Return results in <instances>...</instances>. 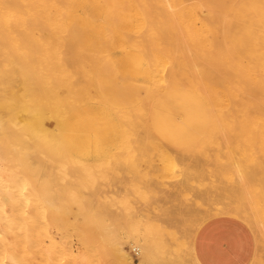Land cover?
<instances>
[{"label": "rangeland", "instance_id": "obj_1", "mask_svg": "<svg viewBox=\"0 0 264 264\" xmlns=\"http://www.w3.org/2000/svg\"><path fill=\"white\" fill-rule=\"evenodd\" d=\"M167 1L169 3L170 0H167ZM167 1L166 0H0V21H5L8 24V27H4V28L12 29V30L13 29H16V30L25 29L23 31H26V29L27 31L37 29L39 30V32H42L44 26H46L45 29L47 31L49 30V27H55V28L57 27L58 29L62 28V29H66V32H68L69 35L66 34V32H64V34L59 33L61 31H59L58 33L54 32L55 28L54 29L51 28V30H53L52 33L54 32L56 35H61L59 39H61V44H63V46L61 47V45L59 44L60 47H58L57 45V49L59 48L58 50L59 52L61 50L63 51L66 50L72 53L71 50H73L72 49L73 46L77 47L79 45V47L83 48L84 47L83 44L85 45L87 44L86 46L87 48L84 47L83 48L84 50L89 49L88 45L89 47L93 48V50L92 48L91 50L89 49L90 51L88 50L92 54L88 53L86 50L87 52L86 54L89 57H91L92 55L91 61L88 59L89 57L87 58L88 60H85L82 56L83 61L85 60L90 64L92 63L90 67H88L89 64L88 65L86 64L87 62L85 61L83 62L81 58H78L82 64L81 65L80 62L78 61L77 62V64L79 63L78 67L81 65V68L83 69H81V71H79V75H77L79 78H76L75 77L76 73L74 74V72L70 69V67H69V70L71 72L66 71V68H65L66 66H69L70 62L72 64V61L69 60L70 62L66 66H65L66 63H60L59 59L60 61L62 59L56 56V54L52 52L54 47L52 48L50 46L51 43H47L49 45H47L45 48V49L48 48L45 54L43 53L44 51H42L43 47L42 49L40 48L41 50L39 49L40 51H37L38 48L36 49L31 45L35 43L38 44V42L36 41H34V43L32 42L33 38L29 39V41L31 40L29 42L31 43L30 46H27L28 44L24 43V44H27L25 45V48L28 47V49L26 48L27 55L28 53H30V51L33 52L34 54L43 53L42 56L45 55L44 57L47 59V55L50 54V53H47V51H49L50 50L49 47H51L52 48L51 52L53 53L52 55L55 54L54 56H56V58L54 59H58L57 62L60 64L56 62V64H58L56 66L50 63L46 65L48 63L47 60L45 61L46 64L42 63L41 61L42 56L40 55L41 59L39 57L38 58L41 62L37 60L39 62V65H37L38 63H36L33 59L29 58L30 60H33L34 63H36L37 65L36 68H40V70H38L34 67L35 66L34 63L33 65L31 64L32 62L29 63L30 60L28 59V56L26 55V57H24L25 54L22 55L23 54L22 52V54L20 55H22L24 58L27 59V64L23 65L22 62L19 61V64H22L20 66L17 63L20 66L19 68V66H16L15 65L16 63L14 64L13 62V64L15 65L13 69L12 68L13 65H11L12 63L11 60L15 61L16 58L13 59V56H12V57H9L11 68L9 67V65H4L3 63L4 57L2 56L6 55L8 58V54H4L5 48L3 47H6L7 44H10L8 45L7 48H9V46L11 45L12 47L14 46V48L17 46L16 43L12 44L11 41H9V39H11L9 37L13 34L15 35L16 32L14 31L16 30L12 31V33L10 30V33H9L10 35L8 37L5 36V34L0 35L1 37L0 47H2L4 51L3 55L0 54V60L2 61L1 63H3L4 65L3 67V65L0 64V68L2 67L0 70L2 71L0 73V151L6 154L8 158H11L15 162L14 163L15 165L17 163L16 165L17 167L19 165L22 166L18 170H21V174L25 176L24 177L25 180H28L30 178L29 180L31 181V183H29V181L27 182L29 183L30 186H26V189H29L28 187H30V192H28V190L25 189V193H24L25 194L24 197L28 198L29 196L28 202L27 201L24 202L23 200H21L22 202H20L19 200L18 203L16 201H15L16 203L14 202L11 203L10 201H7L6 203V200H5L3 201V209L5 213L8 214L9 218H10L9 213L11 214L12 217L13 215L16 216L18 213L20 214L26 213V216H28L26 217L27 218L26 220L29 219L33 221L32 226L34 225L33 227H35V230H33L31 234H32L33 240L34 241L35 239L37 240L35 242H32L33 244L31 243L32 245L30 247L34 249L35 253H33L34 251L32 249L29 250L28 253H30L31 251L30 254L35 255V257L33 256L34 257L33 260H35L36 262L32 260L31 264H34V263L38 264L39 262L43 264V261H44L39 255V252L36 251V247H35L37 244H38L37 245L38 247H43L47 243L45 238L44 240H42L44 235H41L42 233H40V231L43 230L41 228V223L43 222V220L47 222L48 221L54 222L57 220L59 221L60 219L58 218V214H60L61 211H63L65 214V215L63 214L64 218L66 217L65 219L68 222H71V224L67 226L69 231L66 237L69 238L68 241H70L71 249H72L71 250L69 248L70 255L68 257L67 256L65 257V259H68L70 262L68 260H64L62 264L64 263L73 264L74 255H76V251L79 248L77 247L79 246L77 242V238H78L77 236L78 234L79 236H82V235L86 236L87 234L85 235V233L86 232L89 233L88 231H86L88 229H92V231L90 230L92 234L91 233L89 234L91 238H93L94 240V243H91L92 247L90 250V254L91 255L94 254L93 260L91 259L92 264H99V262L97 261L102 260V259L103 260L105 259L110 264H116L118 260L116 257L113 256L112 249L114 251L113 243L117 239L122 243L123 247L130 253L132 257H135V258L138 257L137 254L133 253L132 247H131L132 245L128 242V239H129V236L131 235V229L137 225L136 224L137 218H140L141 220H143L149 215L153 216L152 205L150 207L151 203H149V201L153 203L154 201L151 199H156V198L153 192L152 194H150L151 191L148 189V187L150 188L151 185L152 187L153 186L158 187V188L153 187L155 190L161 188L159 190L161 194L158 193V191L156 192L154 189H152L154 192H156L155 194L158 193V196L160 195V197L164 198L167 194L171 195L170 192L171 191L174 192L176 189L173 190V188H176V187L172 188L170 184H173V183L175 184L176 179L180 178V176H182L186 172V169L190 167L189 174L191 176L190 175L188 176V179H189L188 186L189 187H186L189 189V191L185 189L189 193L185 191L181 193L179 191L181 193L180 194L178 192V194H180L181 196L180 200L181 201L183 200L184 202H186L185 205L188 204L189 206H191L190 203H192V198H193L194 203L197 202L199 205H203L202 203L203 201L201 202L202 204H200L199 202H200V199L201 198L203 199V197L205 198L206 195H207L209 202H212L213 200L222 201L224 199H227V197L231 195L235 187H236L235 188L236 191L239 190L237 189L239 187L243 189L242 191H244V188H243L244 184H242V186H239L238 184L240 182L238 181L239 178H237L238 175L235 170L236 167H239L240 169L246 168L248 171H251V169L253 168L255 169L257 167L259 168L260 163H262V165L264 164L263 163L264 161V124H263L264 121H261V119L264 118V115H262V113L264 112V101L263 103L261 102L262 99L264 100V88H262L264 87V81H262L264 80V74H262L261 73L262 71H260L264 68V0H239L235 4L233 9H231V11L229 12L230 15L228 16L229 19L226 25V36H227L228 44L230 45V47L232 46L231 47L232 50L236 49L235 51L234 50L233 51L243 61H247L249 63L255 64L254 71L257 72V73L253 72L256 75V78H255L253 74L254 76L253 78H255V80H253V78L249 79L254 83L250 82L249 83L250 85H244L245 89L248 87L249 90H245V91L241 90V91L248 96L249 95L252 96L253 94H255L254 97L258 101L257 100L255 101L254 97L252 98L249 96V98L252 99L253 103L260 102L263 105L260 104V106H258L259 108L258 110H260L258 112L255 107L256 105H259L257 103L255 104V106L253 105V108L249 106L250 108H252L250 109L247 107V105H245L246 100L242 98V102H244V104L242 105V102H240L241 98L239 99L238 98L239 96L237 97L234 94L233 87L230 86L231 84L229 82H226L227 83L226 92H225L226 94L224 96L225 109L222 108L223 109L222 114L221 112H218L219 110L218 97H220V95L216 90H213V94H212L213 100H214L212 104L213 107H212L211 104H209V102L207 103L206 100L203 99L204 98V95H202L203 93H200L194 88V85H193L194 82L191 79H190L189 84H187L185 81L187 79V76H186L187 74L190 77V75L192 76V73H194V71H199L200 69H201L200 71H203L202 69H204L205 67L203 66V64H200L201 61L204 58L208 59L211 56L214 57V54L216 55L217 53V49L215 48L220 49L217 45V43L220 40L219 37L221 38L220 36L221 33H219L220 35H218V31H217V29L220 30L219 28L220 26H217V25H220V23L218 22L219 19L217 15L215 19L216 12H214L215 14L212 13L213 11H217V8L216 10H213V7H212L213 11H211V9H208L207 7H205L206 9L204 7H203L204 9L203 8L198 9V7H195L194 4L197 3L195 1L200 2V0H194L192 1V3L190 0L188 1L183 0V1H186L184 4L182 0H176L177 5H179L180 2H182L181 6L179 5L181 8L176 7L175 6L176 4L173 3L172 1L170 3V7L172 8L169 9L168 3L166 4ZM206 1L207 2L209 1L211 4L212 2H216V0L214 1L213 0L212 1L211 0H205V1L201 0V2L203 3L205 2V4H206ZM218 1H217V4H218ZM222 1L220 0V3L218 5L216 3L214 5V7H220L218 8V10L219 9L220 10L217 12H220L221 10L223 11L222 8L224 6L222 5L226 4L230 0H226V2L225 0H222ZM186 3H188V5H185ZM182 5H185L186 7H183ZM175 7L178 9L177 12H176V9H174ZM200 9L202 10L200 11ZM181 10L183 11L185 10L184 11L185 13L182 12ZM222 11L220 12L221 14H222ZM217 14L220 16L219 13ZM194 19L196 23L192 22ZM47 31L45 32L46 34L49 32ZM31 33L29 35H31ZM45 33H44V36L46 35ZM32 34L33 35H31V37L35 35L39 38V39L36 38L39 40V44L43 41L42 40L43 33H40L41 35L39 34V36H41V42H40V37L38 35L34 33ZM22 35H23V32H22ZM24 35L23 37L25 39L26 37ZM29 35L27 34V36ZM56 35L53 34L51 35V37L54 36L55 38ZM21 37L22 36L20 33V39ZM49 37H50V32H49ZM2 38H5L6 42L8 41L6 46L3 45L5 43L2 42L3 41ZM43 39L47 40L48 38L46 37ZM23 40L21 39V41ZM52 40L54 41L55 39H52ZM69 40H72V41H69ZM114 40L116 41L114 42ZM16 41L14 40L12 42H16ZM49 41L50 40H48V42ZM188 41L190 42V44ZM58 42L60 41H57V43ZM42 43L44 44V41ZM69 43L73 45L71 47V50L69 49L67 50V48H69V45L65 46V44H69ZM17 44L18 46L24 45V44H20V42H18ZM39 44H38V47H41ZM104 44H105L104 46L105 48L103 47ZM45 45L46 44H44L43 46ZM18 46L16 47L15 50H17L18 48H21L23 51H25V49L22 46L21 47H18ZM31 46L33 47V49ZM64 46L65 47L68 46V47L64 48ZM99 46H101L100 48L102 49H99ZM79 47H77V49ZM188 47H190L192 50L191 49L188 50ZM81 48L78 49L79 53H81L80 52ZM95 48H97L98 50ZM2 49L0 52H2ZM55 49L56 48H54V50ZM214 49L215 51L213 54ZM32 50H36V51H32ZM96 50H97V53H96ZM9 51L11 53V54L9 53L10 55L15 53V52H12V50H9ZM198 51L200 52V55H199L200 58H203V59L198 58L199 57ZM65 52H60V53L65 54ZM68 52H66V54H68ZM73 52L75 54L76 50H74ZM33 53H30L29 56L31 54L32 56H34ZM15 54H17V52ZM39 54L37 55L39 56ZM74 54L72 53V55ZM72 55L70 57L73 60V62H75L76 60L74 59L76 55H74V58H72ZM201 55L203 56L201 57ZM206 55L207 57H205ZM218 56L216 55L217 58ZM14 57H17V55ZM35 57H31V58H35ZM96 57L98 58V60ZM7 58L5 57V59ZM67 58L68 57H64V60L66 61ZM217 58H215L214 60L216 61ZM222 58H227L226 54ZM17 59H16V62L18 61ZM199 59H200V63L197 66ZM9 60H5V62ZM23 63H26V61ZM28 63L31 64L32 67L28 65ZM5 64H8V63H5ZM41 64L42 66H40ZM77 64L76 65L73 64L74 66H76V69L72 67V69L76 70V72H78L79 70V69L77 70ZM205 64L211 65L210 62L208 61H206ZM215 64L218 65L219 67L218 63H215ZM26 65L30 66L33 69H31L30 67H26ZM43 65H46L49 68V71L46 69L47 72H49L46 75H44L46 70L43 68L45 67ZM60 65L62 67L64 66L67 74L68 72L70 75L74 74L73 77H75L76 79L65 77L66 74L64 72L60 74L61 72ZM258 66H261V68ZM17 67L19 71L21 70V73H19ZM195 67L196 69L197 68L198 69L195 70ZM3 68H5L4 71L6 73H3ZM25 68H28L27 70H29V72H27ZM42 68L43 70H45L44 74L40 73ZM208 68L211 69L210 66ZM10 69H12L13 71ZM22 69H25L24 71L26 72L22 71ZM30 69L34 71L31 72ZM57 69L60 71V72L58 71L59 73L57 72ZM91 69H92V72L91 74H89L90 73L89 70ZM151 69H154V70L152 71ZM255 69L259 70L260 71L259 73L263 75V77L261 75L260 77L258 74V71H256ZM87 71H89V73L86 74ZM152 72H158V74L162 73L165 79L167 80L168 79L171 80L172 77H174L172 82L171 81L169 82L175 85L170 88L168 87L167 89L163 90L161 93L156 95L155 98H153L154 100H152V102L150 103L151 106L147 105L145 107L147 108L149 106L148 107L149 109L145 110L148 113L147 116H145L146 112L143 110L145 109L144 106L146 104H149V101H151V100H148L150 99L148 94L150 92H154V90L152 86H151V89L153 91L149 89L150 82L152 79L149 78V79L144 80L143 78L153 76L151 78H155L153 79L155 81L156 80L155 76H157V74L155 75L154 73V75H150L152 74ZM22 73H24V75H22ZM139 74L141 75L140 78L138 77ZM202 75H203L202 72L201 73L198 72L196 78H194V81L201 82V77H203ZM55 80H57L58 82ZM76 80L77 82H74ZM249 80L247 82H249ZM53 81L56 82L57 84L54 83ZM161 81L164 82L163 79ZM174 81L176 83H174ZM180 81L182 82L185 81L184 85L186 86H183L184 88L179 85ZM182 82L180 83L181 85H182ZM247 82L243 80L244 84L245 83L248 84ZM51 83L52 84L54 83L53 84L54 87H52L53 85L51 86ZM73 83H75L76 85ZM176 84L178 86H176ZM253 84L254 85L256 84L255 86L260 88L259 89L260 91H257L258 88H256L255 86L253 87ZM44 86H46L48 89L44 88ZM89 86H92V87H89ZM241 86L239 84V88ZM69 87L71 89H79V90L81 89L80 90L81 92L79 90H78L79 92H76L75 90L76 92V95H75V93L72 90L70 91L71 92L70 94L68 93L69 90H71L69 89ZM87 87H89V89ZM251 87L254 88V91L260 94L259 96L263 95L262 96L263 98L262 99L260 98L261 100L258 99L259 96L256 95L257 93L251 92L252 91ZM43 88L45 89L46 92L44 91ZM83 88H84L83 90L84 92L87 89L89 90L91 97H95L94 93L97 88L98 90L104 92L105 96H107L106 97L107 100L112 99L114 100L112 102L115 104L117 103L115 98H117L118 100H120V98L123 99L124 102H126L127 104V108H133L131 110L127 109L129 112L128 119H129V122H131L130 124L128 123L130 128H128L127 122L122 123V120L119 119V117L115 115V117H112L111 120L109 119L107 123H105L104 131L107 137L106 139H102L98 141L89 140V141L78 142L75 137L74 117H75L76 112H79V115L81 112L80 108L78 110V102L79 100L81 102L82 101L81 97L85 95V94H82L80 97V94H79V93H84L82 91ZM88 90L86 92H88ZM171 90L172 91L174 90V91L172 92ZM109 92L114 93V95L110 96ZM43 93L46 95H43ZM48 93L50 95H48ZM77 93L79 94L78 97H77ZM66 94L67 95L69 94L68 96H70L67 99V101L70 100L72 96V99L73 97L74 99L77 98L75 99V101L77 102H75L73 99L68 102L69 104L70 102L72 104L68 105L67 103L66 105H64V100H65L64 97ZM199 94H201V96ZM86 95H88V93H86ZM242 95L243 94H241L240 97ZM246 95H243L242 97H245ZM44 96L48 97V100H47L48 102L49 101L51 102L52 98L55 99V102L52 100L54 104L56 103V105H53L55 106L54 111H52L53 116L51 115L52 113L50 114L49 112L50 110L49 107L53 108V106L50 105L52 102L46 103L48 107L47 109L45 107L46 105L44 106L42 105V104H45L46 102V99H44L45 98ZM55 97H57L58 99ZM84 99L87 100L86 97ZM243 99L245 101H243ZM34 100H36L37 103L34 102ZM43 100H44V103L41 104ZM61 101H63V103ZM59 102H61V104L64 105V111H67V113L65 112L64 114L63 113L64 111L61 109L56 110L57 106H60V108L63 109V106L58 104ZM174 102L178 103L179 105ZM139 103L140 104L144 103V104L142 106L141 105L138 106L137 104ZM40 104H41V107H40ZM28 105H32V107ZM133 106H135V108ZM43 107H45V109ZM211 107H212V110H211ZM244 107L248 108L247 115L244 112L245 111ZM184 108L187 111H185ZM207 108L210 110H208ZM241 109H243L244 111ZM253 109L255 110V114L256 113L258 114L259 112H262V113L260 115L256 114L255 116L253 115L254 111L252 112ZM134 110H137V112L138 111L139 112L137 113ZM250 110H251V113H250ZM209 111L212 112V113L210 112L211 115H215V112L217 113V115H215L216 116L215 123L212 122V124H210L211 121L208 120L209 119L208 117L209 116L211 117V115L208 113ZM162 112L164 113V115ZM186 112H188L187 115H185ZM130 113H132L131 115L132 117H130ZM47 114H50V117L52 116L51 118L49 117V120H48L49 123L46 117ZM63 114L65 115V117L62 116ZM141 114H144V115H141ZM158 115L160 116V118H158L159 117ZM60 117H63V118L61 119ZM245 117H249L247 119L249 122H247V120L244 119ZM56 118L60 120L58 121V119ZM145 118H147L148 120ZM169 118L171 121L169 120ZM130 119L133 121H130ZM146 121L149 122L148 124L150 126L149 125L147 126ZM133 122L135 123V125H133L134 124ZM44 123H46L47 126L50 125L51 127H54V130L52 131L51 135H53L54 139L55 140L57 139L58 141L54 145V147L56 146V148L58 149L60 148L59 150H61L62 152L60 151L59 152L60 154L61 153L63 154V155L61 154L62 157L65 156L64 159H66L68 156L69 157L71 156L72 159L68 157L66 160L63 161L62 160L63 158L62 159L59 158V156H61L59 153H58L59 156L54 153L55 158H56L55 159L53 157L54 155L52 154L55 150L54 151L52 150L53 152L50 153L51 156L48 155L49 152L46 154L48 150L45 151L46 149L45 146L44 148H42L43 146L41 145L42 144L41 141H44V140H42V138L41 140H39L40 132H38V130L41 129ZM139 123L140 125L142 123V125L140 126ZM207 124L209 125L208 127H207ZM144 125L146 126L144 127ZM207 128L209 129L208 130L209 132L206 134V137H205V134L204 135L202 134L205 132V129ZM31 129L33 130L35 129V131L31 133L32 132ZM122 129H125V134H123L124 130ZM148 129H149V132H147ZM137 130L139 132H137ZM35 132L38 134L36 136H38L39 142L36 139L37 137H34ZM135 132L137 134H135ZM144 133L147 135H145ZM40 134H42V132ZM129 135L131 138L129 137ZM122 137L125 141V142L123 141V144L126 143L127 145L126 144L123 145L121 143ZM201 137L203 139H199ZM43 139H44V136H43ZM132 140L136 141V143L135 142L132 143L133 142ZM202 140L203 142H201ZM159 141H161L162 143ZM36 142H38L39 144H37ZM119 142L121 145L118 144ZM139 142L145 145V147L141 145ZM131 143L133 146L131 145ZM165 143L167 144V147L165 146ZM147 145H150V146L147 147ZM187 145L189 146L188 147L189 151L188 149L186 150V148L184 149V146L187 147ZM170 146H172L171 148H174V149L171 150ZM175 146L177 147L176 149H175ZM179 146H182V148ZM120 147H123L122 149L123 151L120 152L121 150H118V152H120L121 154L125 153L122 156L124 158L120 157L119 155L121 154L117 152V148H120ZM134 147H136L137 151ZM192 147L194 149H192ZM146 148L150 149V152ZM178 148L182 149L183 151H186L184 155V157H186L185 159H180V157H173L172 155L171 157L167 159L165 158L161 159V157L165 156V154H168L169 156L170 154H172V152H174L173 154L177 155L176 151L178 150ZM157 150H166V151L171 150L170 151L171 153L167 151V153H162L163 154L162 155L158 153ZM42 151L43 152L45 151V152L43 153ZM145 151L148 155L145 154ZM112 154H115V155L111 156ZM116 157H120V158L116 159ZM52 158H54L55 160L54 159L52 160ZM76 158L78 160H76ZM61 160L63 162H61ZM25 162H28L27 165H29V169L27 168L28 166L26 167ZM53 162L55 165H57L56 167L54 166ZM65 162H67V164ZM81 162L82 163L87 162L88 164H90L88 165L87 163L86 164L84 163L86 167L81 166V165H80L81 167L79 166L80 168H85L84 170H82L83 174L82 172L80 173L81 170L78 167V163L82 164ZM49 163L51 164L48 165ZM51 165L55 167L52 170L51 168L53 167H51ZM48 166H50L49 167L50 169H48ZM157 166L163 167L161 170L158 169L159 171H157L156 173L157 175L159 173V176H157L156 174L153 175V172L157 170L156 169ZM23 168L25 170L27 168V170L25 171ZM261 168L264 169V166H260V169ZM22 171H24L25 174L26 172H28L29 175L28 174L25 175L24 172ZM88 172H89V175L95 174V176L85 177V173H88ZM145 173H147V176ZM83 175L85 178L81 177ZM26 176L27 177L29 176V178L27 179ZM154 176L157 177V179H155L157 180L156 182H158L157 186H155L156 184H154L156 183L155 180H153V178H155ZM146 179L149 180L150 182L147 181ZM146 181L148 184L149 183H152V184L147 185ZM167 188H168L169 193L166 192V195H165V192H163L164 191L163 189H167ZM148 190L150 192H148ZM181 190L183 191L184 189H181ZM27 192L29 194L26 195ZM185 193H188L189 196L186 195L187 197H184L183 194ZM257 194L258 193H256V196H255L256 198L258 197ZM158 196L156 195V197ZM22 197L23 196H21V198ZM188 197H191V200L188 199ZM239 197L240 196L238 194V198ZM165 199L167 200L168 197L166 196ZM178 199L175 198L174 203L176 201L177 203H179L180 200L178 201ZM173 200L168 201L167 203H171L173 202ZM180 203L182 205V202ZM16 204L20 205L19 208ZM34 205L35 207L37 205L38 209L42 208V210L40 209L39 211L37 208L36 210ZM153 205H155V203H153ZM181 205H179L180 209L182 208ZM192 205L196 207L197 204L192 203ZM10 207H12V209ZM13 207L15 210L13 209ZM149 208L151 209V211ZM172 208H174L173 205H172ZM146 209H148V211ZM11 210L15 211L16 214L12 212ZM145 211L147 212V214ZM157 212L161 213L160 211H157ZM141 213L142 215L143 214L144 215L142 216ZM161 215H164V214H161ZM160 217L158 218L155 217V218L157 222H159L160 224H163L162 226H164L165 229L167 230H172L173 228L176 229V225H172V224H175L174 222L175 219L173 218L169 219L170 217L167 218L169 219V222L171 221L172 223V224L170 223L171 225H169V222L166 221L167 222L166 224L164 222L167 219L163 220L164 217L163 216L161 218ZM161 219L163 221H161ZM41 220L42 222H40ZM9 221L11 222L10 219L6 221L5 218L4 220L2 218L0 224L2 223L3 225H0V227L4 229V233L5 231H7L9 235L14 236L13 239L16 243L15 239L17 237L15 238V235L11 233L12 231L13 232L18 231L19 229L17 228V225L15 224H14L15 226L12 227L13 224L11 225ZM6 222H8L7 225H6ZM34 222H40L39 224L40 226L37 227L38 223L36 224ZM84 223H86L87 226ZM78 224H81V226ZM82 224H84V226ZM89 224L91 228L88 226ZM167 224L169 225V227ZM178 226L181 227L182 225L179 224ZM178 226H177L178 230H181L182 232V227L180 228ZM78 227L83 233L80 234L79 232H77ZM1 228H0V231H3V229L1 230ZM6 228L7 229L9 228L8 230H10L11 232L9 233ZM38 228L41 230H38ZM51 228L50 229H51L52 235L54 236V238L58 239L61 233L59 232V230L55 229V227L52 226ZM83 229L85 230L83 231ZM38 231L40 234L38 233ZM7 233H5L6 235H4V237L5 236L7 237L4 243L6 245H9V244L13 245L12 236L10 239V236L8 235L9 236L8 237ZM16 235L20 236L19 233ZM39 235L41 236L39 237ZM113 238H114V241H113ZM19 239L20 238H18V240ZM108 241L111 242L112 245L111 243L109 244ZM18 242L20 244V241ZM18 242H17V245H18ZM109 249H111V251H109ZM36 252L38 255L36 254ZM28 253H25V254H28ZM27 257H29V255ZM31 258L32 257H30V260ZM258 259L261 264H264L262 261V259L264 260V255L262 252H260V256L258 257Z\"/></svg>", "mask_w": 264, "mask_h": 264}, {"label": "bare ground", "instance_id": "obj_2", "mask_svg": "<svg viewBox=\"0 0 264 264\" xmlns=\"http://www.w3.org/2000/svg\"><path fill=\"white\" fill-rule=\"evenodd\" d=\"M167 1V0H166ZM173 1V3H175L176 4V0H170L169 1V3H168V1L166 2V4L168 3V8L170 9V8H172V7H170V3ZM183 1V0H182ZM188 1V0H187ZM191 1V3H192V1H194V0H190ZM202 1H205V0H202ZM212 1V0H211ZM214 1V0H213ZM217 1L218 0H216V2H212V4L208 1H206V4H205V2L203 3V2H201V0H200V2L199 1H195V2H197V3H195L194 4V6L195 7H198V9L199 8H205V7H207L208 9H211V11H213V10H216V8H217V11H219L218 10V8H220V7H214V5H215V3L217 4ZM222 1V0H221ZM239 0H230L229 2H227L226 4H224L225 2H226V0H225V2L224 3H222V4H224V5H222V6H224L222 9H223V11H222V14L220 13V12H217V11H213L212 13H214V12H216V14H215V19H216V15H217V17H218V22L220 23V25H217V26H220L219 28H220V30H218L217 29V31H218V35H220L219 33H221V38L219 37V42L217 43V45H218V47L221 49H218V48H215V49H217V53H216V55L218 56V58L216 57V55L214 54V51H215V49L213 50V54H214V57H209L208 59H206V58H200V52H199V54H198V58H200V59H203L202 61H201V63H200V59L198 60L199 62H198V64L197 63H195V64H197V66L199 65V63L200 64H203V66L206 68H204V69H202L203 71H194V73H192V76L190 75V77L188 76V74L186 75L187 76V79L185 80L186 81V83L187 84H189V82H190V79L194 82L193 83V85H194V88L197 90V91H199L200 93H203L202 95H204V98L203 99H205L206 100V102L208 103L209 102V104H211V106H212V104H213V102H214V100H213V96H212V94H213V90H216L218 93H219V95H220V97H218V100H219V105H218V107H219V110H218V112H221V114H222V111H223V109H225V98H224V96H225V92H226V85H227V83L226 82H229L231 85L230 86H232L233 87V89H234V94L240 99V102H242V98H244L243 99V101H245V105H247V107L248 108H250V107H252L253 108V105L255 106V104L257 103V102H255V103H253V101H252V99L251 98H249V96L248 95H246V94H244L242 91H245V90H249V88L247 89H245V87H244V85H250L249 83L250 82H252L251 80H249V79H252L254 76H255V78H256V75L253 73V72H255L254 71V66H255V64H253V63H249V62H247V61H243L239 56H237L236 54H235V50L233 51L232 50V46L230 47V45L228 44V41H227V36H226V25H227V22H228V16L230 15L229 14V12L231 11V9H233V7L235 6V4L238 2ZM186 1H183V4L185 3ZM223 2V1H222ZM181 3L182 2H180V6H181ZM208 3H210V4H208ZM220 3V0L218 1V4ZM217 4V5H218ZM179 5H175L176 7H180ZM185 5H188V3H186ZM185 5H182L183 7H186ZM167 6V5H166ZM174 8V9H176V12L178 11V9L177 8ZM212 7H213V10H212ZM181 8V7H180ZM203 8V9H204ZM215 8V9H214ZM189 9V8H188ZM187 9V10H188ZM206 9V8H205ZM202 9H200V11H201ZM182 12H184L183 10H181ZM206 12V11H205ZM185 13V12H184ZM203 13V12H202ZM217 13H219L220 14V16L217 14ZM190 14V13H189ZM188 14V15H189ZM204 15V14H203ZM190 16V15H189ZM192 17V16H191ZM189 18V17H188ZM194 18V17H193ZM192 18V19H193ZM201 18H202V16H201ZM209 19V18H208ZM2 20V19H1ZM203 20V19H202ZM192 21V20H191ZM210 21V20H209ZM192 22H194V23H196L195 22V19L192 21ZM217 22V23H218ZM192 24V23H191ZM199 25V24H198ZM194 26V25H193ZM4 27H8V24L5 22V21H0V35H4L5 34V36H9L10 34V30H11V33H12V31H14V30H16V29H6V28H4ZM45 27L46 26H44V28H43V30H42V32H39V30H37V29H34V30H29V31H27V29H26V31H23V30H25V29H23V30H16V31H14V32H16V34L14 35H11L9 38H11V39H9V41H11V43L12 44H15L16 43V45L18 46V42H20V44H24V43H27V44H24L22 47L25 49V51H23L21 48H18L17 50H15L16 49V47L14 48V46L12 47V45L11 46H9V48H7L8 47V45H10V44H7V42H6V39L5 38H2L3 39V41L2 42H4L5 44H3V45H5L6 46V44H7V46L6 47H3V48H7V49H9V50H12V52H17V54H15V53H13L12 55H10L11 53H10V51L9 50H5L4 49V51H5V53H4V51H3V49H2V47H0L1 49H2V52H0V54L1 55H3V53L4 54H8V58H7V56L5 55V56H2V57H4V61H3V63H4V65H9V67H10V60H9V57H12L13 56V59H17L18 61L16 62V59H15V61L14 60H11V65H13V69H14V66L16 65V66H21L22 64L24 65V64H27V59L26 58H24V57H26V55H27V50H26V48L28 49V47H26L25 48V45H27V46H30V44L31 43H29L30 41H29V39H32L33 38V40H32V42L34 43V41H36V42H38V44H39V38L37 37V36H32L31 37V35H33L32 33H34V34H36V35H38L39 36V34L40 33H43L42 34V37L43 38H48L47 40L46 39H43L42 38V40L44 41V44H46L45 46H43L44 44L41 42V36H39L40 37V46L41 47H38V44L37 43H35V44H37V45H35V44H31L34 48H38V50L37 51H40L41 49H42V47H43V49H42V51H44L43 53L45 54V52H46V50H48V48L47 49H45L46 48V46L47 45H49V44H47V43H51L50 44V46L53 48H56L57 49V45H58V47H60L59 46V44L61 45V47L63 46V44H61V39H59L60 38V36L61 35H56L54 32H59V31H61V32H59V33H62V34H64V32H66V29H62V28H55V27H49V32H50V37H49V32L45 29ZM202 27V26H201ZM48 28V27H47ZM51 28L52 29H54V32L52 33V31L53 30H51ZM218 28V27H217ZM44 29H45V31H44ZM68 29V28H67ZM215 29V28H214ZM36 30H37V32H36ZM41 30V29H40ZM65 30V31H64ZM206 30V29H205ZM31 31H32V33H31ZM44 31V32H43ZM48 32L47 34L45 33V32ZM80 31V30H79ZM6 32H7V34H6ZM13 32V33H14ZM19 32V33H18ZM22 32H23V35L26 37L25 39H24V37H23V35H22ZM26 32H28V33H26ZM31 33V35H29L30 33ZM39 32V33H38ZM19 34V36H18V34ZM20 33H21V36L23 37H21V39L24 41H21V39H20ZM44 33L47 35H45L44 36ZM117 33V32H116ZM27 34L29 35V36H27ZM56 35L55 36V38H54V36L53 37H51V35ZM66 34H68V32H66ZM72 34V33H71ZM196 34V33H195ZM41 35V34H40ZM69 35V34H68ZM197 35V34H196ZM19 38H18V37ZM194 36V35H193ZM13 37V38H12ZM15 37H17V38H15ZM35 37V38H34ZM58 37V38H57ZM120 37V36H119ZM118 37V38H119ZM203 37V36H202ZM1 38V37H0ZM36 38H38V39H36ZM50 38H52V39H55L54 41L52 40V39H50ZM1 39V40H2ZM5 39V40H4ZM8 39V38H7ZM16 41V42H12V41H14V40ZM26 39H27V41H26ZM34 39H36V40H34ZM57 39V40H56ZM206 39V38H205ZM204 39V40H205ZM229 39V38H228ZM38 40V41H37ZM45 40H46V42H45ZM48 40H50L49 42H48ZM26 41V42H25ZM56 41V42H55ZM57 41H60V42H58L57 43ZM69 41H72V40H69ZM69 41H67V42H69ZM116 40H114V42H115ZM2 42H1V44H2ZM23 42V43H22ZM57 43V44H55V43ZM105 42H106V40H105ZM187 42V41H186ZM189 42V41H188ZM206 42H207V40H206ZM230 42V41H229ZM232 42V41H231ZM104 43V42H103ZM216 43V42H215ZM214 43V44H215ZM19 44V45H20ZM56 45V47H55V45ZM124 44V43H123ZM189 44H190V42H189ZM192 44V43H191ZM204 44V43H203ZM36 47H35V46ZM66 45H69V48H67V47H65ZM84 45V47H86L87 46V44L85 45V44H83ZM83 45H81V46H83ZM117 45H118V43H117ZM122 45V44H121ZM1 46V45H0ZM21 46H18V47H21ZM31 46V47H32ZM65 46H64V48H67V50L69 49V50H71V47L73 46L71 43H69V44H65ZM77 46V45H76ZM105 46V44L103 45V47ZM126 46V45H125ZM187 46V45H186ZM216 46V45H215ZM12 47V48H11ZM33 47H32V49H33ZM51 47H49L50 48V52L49 51H47V53H50L49 55H47V59L44 57V56H42L43 55V53H41V54H39V53H36V54H34L33 52H31L30 50H28V51H30V53H33V55L34 56H32V54L29 56V54L30 53H28V59L30 58V59H33L36 63H38L37 65H39V62L37 61V60H39V58L41 57L42 58V63H45L46 64V60H47V64L46 65H48L49 63L50 64H52V65H54V66H56V65H58V64H60V63H66L65 64V66L66 65H68V63L70 62V61H72V64H71V62H70V64H69V66H66L65 68H66V71H70L69 70V67H70V69L74 72V74L76 75L75 77L76 78H79L77 75H79V71H81V69H83V68H81V61L78 59V58H81V60L84 58L85 60H90L91 61V57H92V55H91V57H89L86 53L88 52V53H90L89 51L91 50V48L92 47H89V45H88V48L90 49H86L87 50V52H86V50H84L83 48H81V47H79V45L77 46V47H79L78 49H80L81 48V50L83 51V52H85V53H83L81 50H80V52L81 53H79L78 52V49H77V47H75V46H73L72 47V49L73 50H71L72 51V53L74 54V50H76V53L74 54V55H76L75 56V59L74 60H76L75 62H73V60L71 59V55H72V53H70V51L68 52V51H66V52H68V54H66V52L65 51H63V50H61L60 52H65V54L64 53H60L58 50H59V48L57 49V51H56V49L54 50V48H53V50H52V48ZM96 47V46H95ZM98 47V46H97ZM101 46H99V49H102V48H100ZM111 47V46H110ZM109 47V48H110ZM191 47V46H190ZM190 47H188V50L189 49H191ZM41 48V49H40ZM76 48V49H75ZM87 48V47H86ZM105 48V47H104ZM121 48V47H120ZM131 48V47H130ZM199 48V47H198ZM1 49H0V51H1ZM40 49V50H39ZM95 49H97V48H95ZM118 49V48H117ZM127 49V48H126ZM212 49V48H211ZM15 50V51H14ZM51 50H52V52L53 53H55L56 54V56H58L59 58H61L62 60L60 61V59H59V62L60 63H58L57 61H58V59H54V58H56V56H54V55H52L53 53L51 52ZM92 50H93V48H92ZM98 50V49H97ZM97 50H96V53H97ZM111 50V49H110ZM192 50V49H191ZM219 50V51H218ZM7 51V52H6ZM32 51H36V50H32ZM55 51V52H54ZM212 51V50H211ZM222 51H223V53H222ZM22 52H23V54H22ZM57 52V53H56ZM59 52V53H58ZM80 54H78V53ZM92 52V51H91ZM220 52V53H219ZM10 53V54H9ZM18 53H19V55H18ZM46 53V54H47ZM70 53V54H69ZM195 53V52H194ZM205 53H207V52H205ZM204 53V54H205ZM20 54H22V55H24V57L22 56V55H20ZM37 54H39V56L37 55ZM59 54V55H58ZM61 54V55H60ZM82 54V55H81ZM90 54H92V53H90ZM192 54V53H191ZM197 54V53H196ZM196 54H194V55H196ZM223 56H222V55ZM226 54V56H227V58H222V57H224V55ZM10 55V56H9ZM17 55V57H14V56H16ZM37 55V56H36ZM41 55V56H40ZM50 55H52V56H54V57H52V56H50ZM62 55H63V57H62ZM65 55V56H64ZM74 55H72V58H74ZM79 57H78V56ZM87 55V56H86ZM37 58H36V57ZM81 56V57H80ZM82 56H83V58H82ZM203 55H201V57H202ZM5 57L7 58V59H5ZM22 59H21V58ZM31 57H35V58H31ZM39 57V58H38ZM48 57H50V58H48ZM64 57H68L67 58V60H68V62H67V60L65 61L64 60ZM77 57V58H76ZM89 57V58H88ZM101 57V56H100ZM205 57H207V55L205 56ZM24 58V59H23ZM40 58V59H41ZM52 58V59H51ZM88 58V59H87ZM97 58V57H96ZM215 58H217V60L215 61L214 59ZM12 59V58H11ZM26 59V60H25ZM29 59V60H30ZM43 59H45V60H43ZM49 59V60H48ZM52 61H51V60ZM54 59V60H53ZM66 59V58H65ZM195 59H196V57H195ZM205 59H206V61H208V62H210V64L211 65H213V66H211V65H208V64H205ZM212 59H213V61H212ZM222 59V60H221ZM5 60H9V61H7V62H5ZM23 60V61H22ZM28 60V61H29ZM33 60H30L29 61V63H31L32 65H33V63H34V61ZM63 60H64V62H63ZM70 60V61H69ZM84 60V61H85ZM97 60H98V58H97ZM19 61L20 62H22V64H19ZM26 61V63H23V62H25ZM40 61V60H39ZM40 61V62H41ZM44 61V62H43ZM49 61H51V62H49ZM55 61V62H54ZM80 62V68L78 67V65H79V63L77 64V62ZM83 61V60H82ZM83 61V62H84ZM89 61V62H90ZM93 61V60H92ZM112 61V60H111ZM196 61V60H195ZM203 61H205V62H203ZM218 61V62H217ZM2 61L0 60V64H2L3 65V63H1ZM13 62H14V64H13ZM56 62L58 63V64H56ZM85 62H87V61H85ZM197 62V61H196ZM5 63H8V64H5ZM19 65H18V64ZM28 63V65H30L31 66V64H29ZM36 63H34L35 64V68L37 67V65H36ZM215 63H218L219 64V67H218V65H216ZM73 64H77V70H78V72H76V70H74V69H72V67H74L75 69H76V66H74ZM83 64H85V63H83ZM87 65L89 64V66L88 67H90V65H92V63L90 64V63H86ZM149 64V63H148ZM1 65V66H2ZM4 65H3V67H4ZM46 65H43V66H45V67H43L45 70L47 69L48 71H49V68L46 66ZM63 65V64H62ZM71 65H73V66H71ZM206 65V66H205ZM20 66H19V68H20ZM30 66H27L26 65V67H30ZM40 66H42V64L40 65ZM85 66V65H84ZM94 66V65H93ZM150 66V65H149ZM196 66V67H197ZM211 67V69L210 68H208V67ZM23 67V66H22ZM21 67V68H22ZM32 67V66H31ZM30 67V68H31ZM60 67H61V72L57 69V72L59 71L60 72V74L62 73V72H64L65 74H66V76L65 77H69V78H75V77H73V75L74 74H69V72H68V74L66 73V71H65V68H64V66L62 67L61 65H60ZM196 67H195V70H197L196 69ZM258 67H260L261 68V66H258ZM2 68V67H1ZM1 68H0V70H1ZM8 68V67H7ZM11 68V67H10ZM43 68L41 69V71H40V73H43L44 74V72H45V70H43ZM52 68V67H51ZM56 68V67H55ZM92 68V67H91ZM193 68V67H192ZM201 68H202V66H201ZM208 68V69H207ZM4 69L5 68H3V73H6L5 71H4ZM17 69H18V67H17ZM26 70L28 69V68H25ZM25 69H22V71H24ZM31 69H33V68H31ZM30 69V70H31ZM36 69H38V70H40V68H36ZM87 69V68H86ZM88 69H90V68H88ZM93 69V68H92ZM92 69L91 70H89L90 71V73H89V71H87L86 72V74L87 73H89V74H91V72H92ZM7 70V69H6ZM10 70H12V69H10ZM16 70V69H15ZM47 70H46V72H47ZM116 70V69H115ZM152 71L154 70V69H151ZM256 70V69H255ZM13 71V70H12ZM18 71H19V69H18ZM32 71H34V70H31V72ZM37 71V70H36ZM54 71V70H53ZM83 71V70H82ZM86 71V70H85ZM256 71H258V74H259V76L261 75L259 72L260 71H262L261 73L262 74H264L263 73V71H264V68L262 69V70H256ZM2 71H0V73H1ZM8 72V71H7ZM24 72H26V71H24ZM27 72H29V70H27ZM45 72V74L44 75H46V74H48L49 72H47L46 73ZM58 72V73H59ZM71 72V71H70ZM198 72H202V76L203 77H201V82H198V81H194V78H196V76H197V73ZM9 73V72H8ZM19 73H21V70L19 71ZM63 73V74H64ZM154 73H155V75L157 74V76H155L156 77V82L153 80V79H155V78H151V77H153V76H151V77H144L143 79L144 80H146V79H152L151 80V82H153V83H151L150 82V88L149 89H151V86H152V88H153V90H154V92H150L148 95H149V97H150V99H148V100H151V101H149V104H146L145 106H144V108L147 106V105H150L151 106V102H152V100H154L153 98H155L156 97V95H158L159 93H161L163 90H165V89H167L168 87L170 88V87H172V86H174L175 84H173V83H170L169 81H171L172 82V80H173V78L174 77H172V79L170 80V79H165V77H164V75L162 74V73H159L158 74V72H152V74H150V75H154ZM255 73H257V72H255ZM35 74H37V73H35ZM43 74H41V75H43ZM165 74V73H164ZM173 74H174V72H173ZM253 74H254V76H253ZM9 75V74H8ZM12 75V74H11ZM22 75H24V73H22ZM50 75V74H49ZM70 75V76H69ZM64 76V75H63ZM81 76V75H80ZM140 74H139V78H140ZM262 77H263V75H261ZM260 76V77H261ZM52 77V76H51ZM55 77H57V76H55ZM91 77V76H90ZM180 77V76H179ZM179 77H177V78H179ZM42 78V77H41ZM75 78V79H76ZM87 78H89V77H87ZM168 78V77H167ZM255 78H253V80H255ZM55 79V78H54ZM53 79V80H54ZM58 79V78H57ZM82 79V78H81ZM164 80V82L163 81H161V80ZM183 79V78H182ZM182 79H180V80H182ZM257 79H258V77H257ZM40 80H42V79H40ZM78 80V79H77ZM77 80L76 81H74V82H77ZM80 80V79H79ZM86 80V79H85ZM90 80H91V78H90ZM243 80H245V82H247L248 80H249V82H247L248 84H244L243 83ZM261 80V79H260ZM51 81V80H50ZM55 81H57V80H55ZM84 81V80H83ZM82 81V82H83ZM184 81V82H185ZM242 81V82H241ZM257 81V80H256ZM262 81H264V80H262ZM54 82V81H53ZM58 82V81H57ZM177 82H179V81H177ZM182 81H180V83H181ZM184 82H182V85L179 83V85L180 86H186V85H184ZM54 83H56V82H54ZM53 83V84H54ZM81 83V82H80ZM174 83H176L175 81H174ZM242 83V84H241ZM252 83H254V82H252ZM262 83V82H261ZM52 83H51V86L53 85ZM57 84V83H56ZM56 84H55V86H56ZM59 84V83H58ZM73 84H75V83H73ZM153 84H154V86H153ZM214 84V85H213ZM239 84H240V88H239ZM258 84V83H257ZM33 85V84H32ZM61 85V84H60ZM76 85V84H75ZM84 85V84H83ZM88 85H90V84H88ZM256 85V84H255ZM254 84H253V87L255 86ZM261 85H263V84H261ZM176 86H178L177 84H176ZM179 86V87H180ZM42 87V86H41ZM52 87H54V85L52 86ZM65 87V86H64ZM89 87H92V86H89ZM89 87H87L88 89H89ZM154 87H155V89H154ZM188 87H189V85H188ZM187 87V88H188ZM242 87H243V89H242ZM256 88H258L257 86H255ZM261 87V86H260ZM44 88H47L46 86H44ZM43 88V89H44ZM184 88V87H183ZM191 88H192V86H191ZM190 88V89H191ZM202 90H201V89ZM252 88V87H251ZM256 88H255V90H256ZM262 88H264V87H262ZM48 89V88H47ZM60 89V88H59ZM69 89H71L70 87H69ZM86 89V88H85ZM87 89V90H88ZM93 89V88H92ZM260 88H258L257 89V91H260L259 90ZM73 90V92L75 93V95H76V92H79L80 90L79 89H71V90H69V92L68 93H70L71 94V92L70 91H72ZM75 90H76V92H75ZM79 90V91H78ZM84 90V88L82 89V91ZM87 90H85V92L84 93H79L80 94V97H81V95L82 94H85L84 96L87 98V100L86 99H84L85 97L84 96H82L81 98H82V101L80 102V100H79V102H78V105L79 104H82V103H85V102H95V103H99L100 105H102V106H105V107H107L108 109H110V110H112V112H114L115 113V115L116 116H118L119 117V119H121L122 120V123L123 122H127V125H128V123L130 124L131 122H129V119H128V110H131V109H133V108H127V104H126V102H123V101H120V100H118L117 98H115V100L117 101V103L115 104V103H113L112 101H114V100H112V99H106V97L107 96H105V94H104V92H102V91H100V90H98L97 88H96V90H95V93H94V95H95V97H91V95H90V93H89V90H88V92H86ZM152 90V91H153ZM193 90V89H192ZM242 90V91H241ZM262 90V89H261ZM44 91H45V89H44ZM172 91V90H171ZM174 91V90H173ZM172 91V92H173ZM194 91V90H193ZM263 91V90H262ZM46 92V91H45ZM81 92V91H80ZM176 92V91H175ZM242 92V93H241ZM246 92H248V91H246ZM252 93L254 92V93H257L256 95L257 96H259L260 94L258 93V92H256V91H254V88H252V91H251ZM58 93V92H57ZM86 93H88V95H86ZM110 94V96H113L114 95V93H112V92H109ZM53 94V93H52ZM79 94L77 93V97L79 96ZM179 94V93H178ZM241 94H243V95H246L245 97H247V98H245V97H240V95ZM43 95H46V94H44L43 93ZM48 95H50L49 93H48ZM67 95V94H66ZM65 95V100H64V105H66L69 101H71V100H73L74 99V97H73V99H72V96H71V98H70V100H68L67 101V99L70 97V96H66ZM72 95H73V93H72ZM74 95V96H75ZM148 95H147V97H148ZM176 95V94H175ZM174 95V96H175ZM200 96H201V94H199ZM254 95L255 94H253L252 96H250V97H254ZM261 95H262V93H261ZM52 96V95H51ZM60 96V95H59ZM171 96V95H170ZM263 96V95H262ZM262 96H259V98L258 99H262L263 97ZM45 97V96H44ZM47 97V96H46ZM44 98V99H46V102H45V104H42V103H44V100L41 102V104L44 106V105H46V103L48 102L47 100H48V97L47 98ZM61 97V96H60ZM59 97V98H60ZM146 97V96H145ZM176 97V96H175ZM37 98V97H36ZM55 98H57V97H55ZM92 98H94V99H92ZM185 98V97H184ZM35 99V98H34ZM58 99V98H57ZM75 99H77V98H75ZM75 99H74V101H75ZM187 99V98H186ZM254 99H255V101L257 100L255 97H254ZM260 99V100H261ZM40 100V99H39ZM52 100L55 102V99H53L52 98ZM51 100V106H53V105H56V103L54 104V102ZM177 100H179V99H177ZM181 100V99H180ZM185 100V99H184ZM222 100H223V102H222ZM41 101V100H40ZM57 101V100H56ZM258 101V100H257ZM263 99L261 100V102L263 103ZM34 102H36V100H34ZM48 102V103H49ZM62 103H63V101H61ZM61 102H59L58 104H60V105H62L63 106V109L62 108H60V106H57V108H56V110H58V109H61V110H63L64 111V105L63 104H61ZM75 102H77V101H75ZM185 102H187V101H185ZM37 103V102H36ZM141 103V102H140ZM137 104L138 106L139 105H143V104ZM173 103V102H172ZM174 103H176V102H174ZM262 103H257V104H259V105H256L255 107H256V110H257V112L258 111H260V110H258L259 108H258V106H260V104H262ZM41 104H40V107H41ZM70 104H72L71 102H70ZM69 103H68V105H70ZM157 104V103H156ZM155 104V105H156ZM176 104H178V103H176ZM244 104V102H242V105ZM38 105V104H37ZM179 105V104H178ZM263 105V104H262ZM261 105V106H262ZM28 106H31L32 107V105H28ZM160 106V105H159ZM189 106V105H188ZM250 106V107H249ZM46 107V109L48 108L47 107V105L45 106ZM45 107H43L44 109H45ZM54 107L55 106H53V108L52 107H49L50 108V110H49V112H50V114L53 116V112L52 111H54ZM59 107V108H58ZM134 108H135V106H133ZM149 107V106H148ZM145 108V109H143L144 111L145 110H147V109H149V108ZM190 107V106H189ZM213 107V106H212ZM212 107H211V110H212ZM247 107H244L245 108V111L243 110V109H241V110H243L244 112H245V114L247 115V113H248V108ZM254 107V108H255ZM140 108V107H139ZM191 108V107H190ZM209 108V107H208ZM207 108V109H208ZM217 108V107H216ZM223 108V109H222ZM252 108H250V109H252ZM261 108V107H260ZM24 109V108H23ZM32 109V108H31ZM128 109V110H127ZM137 109H138V107H137ZM164 109V108H163ZM26 110V109H25ZM38 110H40V109H38ZM55 110V111H56ZM66 110H68V109H66ZM141 110V109H140ZM158 110V109H157ZM184 110H185V108H184ZM183 110V111H184ZM208 110H210V109H208ZM31 111V110H30ZM34 111H35V109H34ZM36 111H37V109H36ZM60 111V110H59ZM134 111H136L137 112V110H134ZM185 111H187V110H185ZM254 111V114L253 115H255L256 116V114H255V110L253 109L252 110V112ZM40 112V111H39ZM65 112L67 113V111H64L63 113L65 114ZM139 112V111H138ZM137 112V113H138ZM146 112V111H145ZM148 112H149V110H148ZM189 112V111H188ZM188 112H186V114L185 115H187V113ZM210 112L211 111H209L208 113L210 114ZM242 112V111H241ZM133 113V112H132ZM132 113H130V117H132L131 115H132ZM140 113H142V112H140ZM163 113V112H162ZM212 113V112H211ZM243 113V112H242ZM250 113H251V110H250ZM262 112H259L258 114L260 115ZM264 113V112H263ZM262 113V115H264ZM42 114H44V113H42ZM50 114H47V121L49 120V117H50ZM58 114V113H57ZM62 115L63 117H65V115ZM135 114V113H134ZM147 112H146V115L145 116H147ZM155 114V113H154ZM170 114V113H169ZM251 114V115H252ZM257 114V115H258ZM141 115H144V114H141ZM163 115H164V113H163ZM183 115V114H182ZM189 115V114H188ZM211 115V114H210ZM215 115H217V113L215 112ZM215 115H211V117L209 116L208 118V120L209 121H211V123L210 124H212V122L213 123H215L216 122V120H215V118H216V116ZM245 115V116H246ZM261 115V116H262ZM51 116V117H52ZM133 116H135V115H133ZM154 116V115H153ZM159 116V115H158ZM170 116V115H169ZM260 116V117H261ZM50 117V118H51ZM63 117H60L61 119L63 118ZM136 117H138V116H136ZM141 117H143V116H141ZM187 117V116H186ZM250 117V116H249ZM249 117H245L244 119H248ZM263 117V116H262ZM134 118V117H133ZM140 118V117H139ZM149 118V117H148ZM158 118H160V116L158 117ZM166 118H167V116H166ZM56 119H58V118H56ZM145 119H147V118H145ZM157 119V118H156ZM237 119V118H236ZM251 119H253V118H251ZM250 119V120H251ZM44 120H45V118H44ZM60 119H58V121H59ZM128 120V121H127ZM140 120V119H139ZM148 120V119H147ZM168 120V119H167ZM169 120H170V118H169ZM173 120V119H172ZM235 120V119H234ZM239 120V119H238ZM39 121V120H38ZM46 121V122H47ZM130 121H133V120H131L130 119ZM135 121H137V120H135ZM145 121V120H144ZM157 121V120H156ZM171 121V120H170ZM209 121H208V123H209ZM237 121V120H236ZM235 121V122H236ZM241 121H243V120H241ZM240 121V122H241ZM261 121H264V118L263 119H261ZM44 122V121H43ZM147 122V121H146ZM146 122H145V124H146ZM247 122H249L248 120H247ZM253 122V121H252ZM41 123V122H40ZM39 123V124H40ZM48 123H49V121H48ZM60 123H61V121H60ZM121 123V122H120ZM121 123V124H122ZM134 123V122H133ZM149 122H147V126L149 125L148 124ZM245 123H246V121H245ZM254 123V122H253ZM42 124V123H41ZM137 124V123H136ZM237 124V123H236ZM264 124V123H263ZM133 125H135V123L133 124ZM132 125V126H133ZM139 125H140V123H139ZM141 125H142V123H141ZM140 125V126H141ZM240 125H241V123H240ZM245 125V124H244ZM246 125H248V124H246ZM254 125V124H253ZM259 125V124H258ZM123 126V125H122ZM146 125H144V127H145ZM150 126V125H149ZM209 125L207 124V127H208ZM127 127V126H126ZM135 127V126H134ZM133 127V128H134ZM122 128V127H121ZM124 128V127H123ZM128 128H130V126L128 125ZM147 128V127H146ZM149 128V127H148ZM212 128V127H211ZM137 129H139V128H137ZM143 129V128H142ZM161 129V128H160ZM32 130V132L31 133H33L34 131H35V129L33 130V129H31ZM30 130V131H31ZM54 130V127H51L50 125H46V123H44L43 125H42V127H41V129H39L38 130V132H42V134H40L39 133V140H41V138H42V140H44V141H41L42 142V148H44V146H45V151H47L46 152V154L49 152V154L48 155H50V153H52L54 150V152L52 153L53 155V157L55 158V154H57L58 156H59V154H60V152H62L61 150H59L58 148H56V146L54 147V145L58 142L57 141V139L55 140L54 139V137H53V135H51L52 134V131ZM56 130V129H55ZM122 130H124L122 133L123 134H125V129H122ZM131 130H132V128H131ZM146 130V129H145ZM151 130V129H150ZM209 129L207 128V129H205V132L202 134V135H204L205 134V137H206V134L209 132L208 131ZM130 131V130H129ZM144 131V130H143ZM153 131V130H152ZM132 132V131H131ZM137 132H139L138 130H137ZM147 132H149V129L147 130ZM36 133V132H35ZM34 133V137H37L36 139H37V141H38V136H36V135H38L37 133L35 134ZM127 133H128V131H127ZM130 133V132H129ZM142 133V132H141ZM146 133V132H145ZM144 133V134H145ZM122 134V135H123ZM134 134V133H133ZM132 134V135H133ZM135 134H137L136 132H135ZM32 135V134H31ZM40 135H42V136H40ZM143 135V134H142ZM145 135H147V134H145ZM152 135H154V134H152ZM152 135H150V136H152ZM43 136H44V139H43ZM127 136H128V134H127ZM144 136V135H143ZM142 136V137H143ZM149 136V137H150ZM123 137H125V136H123ZM123 137H122V139H123ZM129 137H130V135H129ZM141 137V136H140ZM203 137V136H202ZM199 138V139H203V138ZM131 138V137H130ZM129 138V139H130ZM136 138V137H135ZM144 138V137H143ZM146 138V137H145ZM121 139V143L123 144V141H124V139L122 140ZM125 139H127V138H125ZM147 139V138H146ZM155 139H157V138H155ZM198 139V140H199ZM135 140V139H134ZM134 140H132L133 142L132 143H136V141H134ZM137 140V139H136ZM139 140H141V139H139ZM205 140H206V138H205ZM36 141V140H35ZM39 142V141H38ZM38 142H36L37 144H39ZM40 142V143H41ZM125 142V141H124ZM143 142V141H142ZM159 142H161V141H159ZM201 142H203V140L201 141ZM44 143V144H43ZM132 143H131V145H132ZM140 143V142H139ZM139 143H138V145H139ZM162 143V142H161ZM118 144H120V142L118 143ZM126 144V143H125ZM125 144H123V145H125ZM141 145H143L142 143H140ZM163 144H164V142H163ZM162 144V145H163ZM194 144H195V142H194ZM205 144V143H204ZM121 145V144H120ZM127 145V144H126ZM161 145V144H160ZM206 145V144H205ZM204 145V146H205ZM133 146V145H132ZM144 147H145V145H143ZM148 146H150V145H147V147ZM165 146L167 147V144L165 143ZM186 146V145H185ZM184 146V149L186 148V150L188 149V145H187V147H185ZM204 146H202V147H204ZM137 147V146H136ZM136 147H134L135 149H136ZM169 147V146H168ZM172 146H170V149L172 150V149H174V148H171ZM174 147V146H173ZM179 147H181L182 148V146H179ZM191 147V146H190ZM58 149V150H56V149ZM125 148V147H124ZM177 147L175 146V149H176ZM206 148V147H205ZM208 148V147H207ZM41 149V148H40ZM123 147H120V148H117V152H118V150H121L120 152H122L123 150ZM139 149V148H138ZM143 149V148H142ZM147 149V148H146ZM164 149V148H163ZM169 149V148H168ZM192 149H194L193 147H192ZM39 150V149H38ZM44 150V149H43ZM53 150V151H52ZM140 150V149H139ZM147 150H149V152H150V149H147ZM171 150H167V151H171ZM191 150V149H190ZM44 151V152H45ZM60 151V152H59ZM136 151H137V149H136ZM158 151V153H160V154H162V153H167V151L166 150H157ZM188 151H189V149H188ZM37 152H39V151H37ZM43 152V151H42ZM43 152V153H44ZM120 152H118V153H120ZM129 152H130V150H129ZM143 152H144V150H143ZM204 152H205V150H204ZM55 153V154H54ZM59 153V154H58ZM117 153V154H118ZM127 153H128V151H127ZM155 153V152H154ZM171 153V152H170ZM174 152H172V154H170L169 156H168V154H165V156H163V157H161V159H163V158H165V159H167V158H169V157H171V155L173 156V157H180V159H185L186 157H184V155H185V153H186V151H183L182 149H179L178 148V150L176 151V154L177 155H175V154H173ZM189 153V152H188ZM45 154V155H46ZM62 154V153H61ZM60 154V155H61ZM121 154V153H120ZM125 154V153H124ZM123 153L121 154V155H119L120 157H122L123 155H124ZM141 154V153H140ZM145 154H147L146 153V151H145ZM150 154V153H149ZM205 154V153H204ZM44 155V154H43ZM57 155H56V157H57ZM63 155V154H62ZM62 155L61 156H59V158H63L62 160L64 161V160H66V159H64V157L65 156H63L62 157ZM115 154H112L111 156H114ZM137 155V154H136ZM143 155V154H142ZM148 155V154H147ZM157 155V154H156ZM163 155V154H162ZM187 155V154H186ZM51 156V155H50ZM110 156V157H111ZM118 156V155H117ZM150 156H152V155H150ZM120 157H116V159L118 158H120ZM141 157V156H140ZM51 158V157H50ZM54 158H52V160L54 159ZM70 159H72L71 158V156L69 157ZM113 158H115V157H113ZM122 158H124V157H122ZM155 158H156V156H155ZM188 158V157H187ZM190 158V157H189ZM56 159V158H55ZM54 159V160H55ZM70 159H69V161H70ZM74 159V158H73ZM61 160V162H63ZM76 160H78L77 158H76ZM114 160V159H113ZM159 160V159H158ZM68 161V160H67ZM68 161V162H69ZM80 161V160H79ZM82 161V160H81ZM99 162V161H98ZM15 162L11 159V158H8L7 156H6V154H4V153H2L1 151H0V222H1V220H2V218H3V220H4V218H5V220L7 221L8 219H10L11 220V222H10V224L12 225V227H14L15 225H17V228L19 229L18 231H16V232H13L12 231V233L11 234H13V235H15V240H16V243H15V241H14V236H12V235H9L8 233H7V231H5V233H7V236L9 235L10 236V239H11V236H12V240H13V245H6L4 242H5V239L7 238L6 236L4 237V235H6L5 233H4V229L3 228H1V230L3 229V231H0V264H31L32 263V260H33V258L35 257V255L33 254H30L31 253V251H30V253H28V251L29 250H33L34 251V249L33 248H31L30 246L33 244L32 242H35L37 239H35V237H34V239H35V241L33 240V238H32V234H31V232L33 231V230H35V227H33L32 226V222L33 221H31V220H26L27 218L26 217H28V216H26V213L25 214H20V213H18L16 216H14L13 215V217L11 216V214L9 213V216H10V218L8 217V214L7 213H5V211H4V209H3V201H5L6 200V203H7V201H10L11 203H18V201L20 200V202H22L21 200H23L24 202L25 201H27L28 202V200H29V196H28V198L27 197H24L25 196V189H26V186H30L29 185V183H31V181L29 180L30 178H29V176L27 177V179L28 180H25V176H23L22 174H21V170H18V169H20L22 166H16L17 165V163H16V165L14 164ZM24 163V162H23ZM27 163L28 162H25V165H26V167L29 169V165H27ZM55 163H56V161H55ZM66 164H67V162H65ZM82 163V162H81ZM85 163V162H84ZM84 163H82V164H79L78 163V167L81 165V166H84V167H86V163L84 164ZM263 163H264V161H263ZM20 164H22V163H20ZM51 163H49L48 165H50ZM53 164H54V162H53ZM72 164V163H71ZM88 164V163H87ZM96 164V163H95ZM94 164V165H95ZM68 165H69V163H68ZM88 165H90V164H88ZM54 166L56 167L57 165H55L54 164ZM74 166V165H73ZM76 166H77V164H76ZM75 166V167H76ZM80 166V167H81ZM93 166V165H92ZM91 166V167H92ZM96 166V165H95ZM202 166V165H201ZM260 166H264V164L262 165V163H260ZM260 166H259V168L257 167L256 169L255 168H253V169H251V172H252V174H251V172L250 171H248L246 168L245 169H240L239 167H236V173H237V178H239L238 179V181L240 182V183H238L239 184V186H242V183H243V177L244 176H247L246 177V181H245V183H244V192L242 191L243 189L242 188H237V189H239L238 191H236V187L234 188V190H233V192L231 193V195L230 196H228L227 197V199H224V200H222V201H219V200H213L212 202H209L208 201V198H207V195H206V197L204 198L203 197V199L201 200L200 199V204H202L203 203V205H199L197 202L196 203H194V201H193V198H192V203L193 204H197L196 205V207L195 206H193L192 205V203H190L191 204V206H189L188 204H186L185 205V203L186 202H184L183 200L181 201L180 200V194L181 193H183L184 191L185 192H188L189 191V189L188 188H186V187H189L188 185V176L190 175L189 173H190V167H188L187 169H186V172H187V174H186V172L182 175V176H180V178H178V179H176V181H175V186L173 185V184H170V186L173 188V187H176V188H173V190H175L174 192H170L171 193V195H172V193H173V195L171 196L170 194H167L166 195V192L167 193H169L168 192V188L167 189H163L162 191L163 192H165V195L168 197V199L166 200L165 199V197L163 198V197H160V195L158 196V193H160L161 194V192H159V190L161 189V188H159V189H157V190H155L154 188H158V187H152V185H151V187L149 188L148 187V189L151 191V193L150 194H152V192H153V194L155 195V198L156 199H151V200H153L154 202L153 203H155V205H153V203L151 202V201H149V203H151L150 204V207H151V205H152V214H153V216L151 215H149V216H147L145 219H143V220H141L140 218H137L136 219V221H137V225L136 226H134L132 229H131V235L129 236V239H128V242L132 245L131 247L132 248H134V249H137V252H136V254L138 255V257L137 258H135V257H132L131 255H130V253L123 247V245H122V243L117 239L116 241H114V238H113V241H114V245H113V247H114V251H113V249H112V254H113V256L114 257H116L117 258V260H118V262L116 263V264H200L199 263V261L197 260V258H196V256H195V253H194V249H193V242H194V237H195V234H196V231L198 230V228L200 227V225L204 222V221H206L208 218H210V217H212V216H215V215H218V214H229V215H232V216H235V217H238V218H240L241 220H243L248 226H249V228L251 229V232H252V234H253V238H254V244H255V248H254V251H253V255H252V257H251V260L249 261V263L248 264H261L260 263V261H259V259H258V257L260 256V252H262L263 253V255H264V169L263 168H261L260 169ZM50 166H48V169H50L49 168ZM51 167H53L52 165H51ZM55 167H53V168H51V170L52 169H54ZM59 167V166H58ZM79 167V168H80ZM197 167V166H196ZM195 167V168H196ZM207 167V166H206ZM24 168H25V166H24ZM23 168V169H24ZM27 168H26V170H27ZM72 168V167H71ZM113 168H114V166H113ZM163 167L162 166H157V170L155 171V172H153V175L154 174H156L157 173V171H159L158 169H162ZM85 168H80V173L82 172V170H84ZM94 169V168H93ZM100 169V168H99ZM106 169V168H105ZM198 169V168H197ZM25 170V169H24ZM25 170V171H26ZM88 170V169H87ZM150 170V169H149ZM194 170V169H193ZM203 170V169H202ZM75 171V170H74ZM191 171H192V169H191ZM199 171H200V169H199ZM22 172H24V171H22ZM195 172H197V171H195ZM205 172V171H204ZM248 172H250L249 174H248ZM192 173V172H191ZM24 174H25V172H24ZM26 174H28V172H26ZM25 174V175H26ZM82 174H83V172H82ZM81 174V175H82ZM146 174V176H147V173H145ZM195 174V173H194ZM29 175V174H28ZM151 175V174H150ZM149 175V176H150ZM157 175V174H156ZM161 175V174H160ZM197 175H199V174H197ZM200 175H201V173H200ZM86 176H95V174L94 175H89V172L88 173H85V177ZM97 176V175H96ZM148 176V177H149ZM157 176H159V173H158V175ZM191 176V175H190ZM81 177H84V175L83 176H81ZM84 177V178H85ZM88 177V178H89ZM147 177V178H148ZM151 177V176H150ZM155 178H153V180H155V179H157V177L156 176H154ZM152 178V177H151ZM147 180V179H146ZM29 181V183H27ZM147 181H149V180H147ZM147 181H146V183H147ZM157 180H155V182H156ZM83 182V181H82ZM81 182V183H82ZM150 182V181H149ZM145 183V184H146ZM149 184H152V183H149ZM148 183H147V185H149ZM154 184H156L155 186H157V184H158V182H156V183H154ZM153 184V185H154ZM191 184V183H190ZM241 184V185H240ZM237 185V184H236ZM235 185V186H236ZM159 186V185H158ZM238 186V185H237ZM164 187V186H163ZM185 187V188H184ZM29 189H26V190H28V192H30V187H28ZM165 188V187H164ZM196 188V187H195ZM152 189H154L156 192L158 191V193L157 194H155L156 192H154ZM171 189V188H170ZM169 189V190H170ZM181 189H184L183 191L181 190ZM185 189H187L188 191H186ZM148 190V192H150ZM167 190V191H166ZM172 190V189H171ZM181 193H180V192ZM26 193V195L27 194H29V193ZM175 192H177V193H175ZM178 192L180 193V194H178ZM189 193V192H188ZM188 193H185V194H183V196L184 197H187L186 195H188L189 196V194ZM256 193H258L257 195H258V197L257 198H259V199H257L255 196H256ZM164 194V193H163ZM177 196H176V195ZM238 194H239V198H238ZM20 195V196H19ZM156 195L158 196V197H156ZM176 197H175V196ZM178 195H179V197H178ZM21 196H23L22 198H21ZM191 196V195H190ZM160 197V198H159ZM192 197V196H191ZM191 197H188V199H190L191 200ZM153 198V197H152ZM173 198H174V200H173ZM175 198H179L178 199V201H179V203L180 202H182V205H181V203L179 204V203H177V201L174 203V201H175ZM27 199V200H26ZM173 200V202H171V203H167L168 201H172ZM185 200H186V198H185ZM199 200V199H198ZM259 200V201H258ZM16 201V202H15ZM148 201V200H147ZM157 201V202H156ZM203 201V202H202ZM9 202V203H10ZM190 202V201H189ZM202 202V203H201ZM5 203V202H4ZM35 204V203H34ZM167 204H169V205H167ZM12 205V204H11ZM17 206H18V208H19V206L20 205H18V204H16ZM23 205H24V203H23ZM27 205V204H26ZM172 205H173V207L174 208H172ZM175 205V206H174ZM177 205H178V207H177ZM179 205H181V209H180V207H179ZM184 205V206H183ZM193 206V207H192ZM34 207H35V205H34ZM148 207H149V205H148ZM172 209H171V208ZM9 208V207H8ZM11 209H12V207H10ZM22 208V207H21ZM38 209V207H37V205H36V207H35V209ZM13 209H14V207H13ZM28 209V208H27ZM36 209V210H37ZM40 209L42 210V208H39L38 210L40 211ZM150 209V208H149ZM15 210V209H14ZM147 211H148V209H146ZM12 212H14L15 213V211H13V210H11ZM18 211V210H17ZM25 211H27V210H25ZM150 211H151V209H150ZM149 211V212H150ZM157 211H160L161 213H159V212H157ZM20 212V211H19ZM29 212V211H28ZM146 212V211H145ZM144 212V213H145ZM16 214V213H15ZM63 214H64V212L63 211H61V213L60 214H58V218L60 219L59 221L57 220V221H54V222H50V221H45V220H43V222H42V220L40 221V222H42L41 223V228L43 229V230H41V229H39L38 228V230H41L40 231V233H42L41 235H44V237L42 238V240H44V238L46 239V241H47V243L45 244V246H43V247H38L37 245L35 246L36 247V251H38L39 252V255L41 256V258H42V260H44L43 261V264H62V262H64V260H68V259H65V257L67 256H69L70 254H69V248L71 249V244H70V241H68L69 240V238H67L66 237V235L68 234V225L69 224H71V222H68L65 218H64V216H63ZM146 214H147V212H146ZM161 214H164V215H161ZM65 215V214H64ZM141 215H142V213H141ZM144 215V214H143ZM142 215V216H143ZM164 217V219L163 220H165V219H167V218H169V219H175V224H172L171 223V221L169 222V219H167V220H165L164 222H165V224L167 223V222H169V225H176V229H174L173 227V229L172 230H167V229H165V227L164 226H162L163 224H160L159 222H157V220H156V218L155 217ZM165 216H166V218H165ZM70 217V216H69ZM140 217V216H139ZM160 217V218H161ZM17 218H18V220H17ZM150 218H152V219H150ZM14 219H16V220H14ZM31 219V218H30ZM153 219H155V220H153ZM13 220V221H12ZM160 220V219H159ZM162 219H161V221H163ZM167 221V222H166ZM40 222H34V223H38L37 224V227H39L40 225ZM173 222V223H174ZM7 223L8 222H6V225H7ZM171 223V224H170ZM15 224V225H14ZM86 226H87V224L86 223H84ZM84 224H82L83 226H84ZM179 224H181L182 226V232H181V230H178V228H177V226L179 225ZM0 225H3L2 223L0 224ZM5 225V224H4ZM78 225H80L81 226V224H78ZM168 225V224H167ZM166 225V226H167ZM169 225H168V227H169ZM55 227V229H57V230H59V232L61 233V235L59 236V238L57 239V238H54V236L52 235V233H51V227ZM82 226V227H83ZM90 228H91V226H90V224L88 225ZM5 227H7V226H5ZM81 227V228H82ZM88 227V228H89ZM171 227V226H170ZM175 227V226H174ZM178 227H180V226H178ZM180 227V228H181ZM51 228V229H50ZM86 228V227H85ZM7 229V228H6ZM5 229V230H6ZM9 229V228H8ZM7 229V230H8ZM16 229V228H15ZM37 229V228H36ZM78 230H80V228L78 227L77 228ZM76 229V230H77ZM87 229V228H86ZM77 230V232H79L80 234L81 233H83V232H81V230L80 231H78ZM85 229H83V231H84ZM92 231V229H88V230H86V231H88L89 233H91V231ZM43 231V232H42ZM181 233H180V232ZM8 232L10 233L11 231L10 230H8ZM58 232V231H57ZM179 232V233H178ZM20 234V236H17L16 234ZM38 233H39V231H38ZM39 233V234H40ZM89 233H85V235L86 236H79V234H78V238H77V242H78V244H79V246H77V247H79L78 249H77V251H76V255H74V259H73V264H92V260H93V256H94V254L93 255H91L90 254V250H91V243H94V240H93V238H91V236H90V234ZM92 234V233H91ZM180 234H181V236H180ZM41 235H39V237L41 236ZM8 236V237H9ZM18 238H20L19 240H18ZM40 238V239H41ZM20 241V244H19V242L18 241ZM93 240V241H92ZM110 240V239H109ZM112 241V242H113ZM17 242H18V245H17ZM109 242V241H108ZM32 243V244H31ZM111 242H109V244H110ZM3 244H5V245H3ZM35 244V243H34ZM70 245V246H69ZM108 245V244H107ZM111 245H112V243H111ZM39 246H40V244H39ZM110 246V245H109ZM29 247H30V249H29ZM34 247V248H35ZM111 247V246H110ZM72 250V249H71ZM32 251V252H33ZM109 251H111V249H109ZM24 254H23V253ZM25 253H28V254H25ZM33 253H35V251L33 252ZM91 253H92V251H91ZM115 253V254H114ZM36 254H37V252H36ZM29 255V257H27ZM38 255V254H37ZM34 256V257H33ZM30 257H32L31 258V260H30ZM29 258V259H28ZM92 259V260H91ZM102 259V258H101ZM116 260V259H115ZM116 260V261H117ZM30 261V262H29ZM33 261H35V260H33ZM69 261V260H68ZM262 261H263V263H264V260L262 259ZM36 262V261H35ZM38 262V261H37ZM70 262V261H69ZM72 262V261H71ZM97 262H99V264H110V263H108L105 259L103 260H99V261H97ZM40 263V262H39ZM38 263V264H39ZM35 264V263H34ZM41 264V263H40ZM65 264V263H64ZM72 264V263H71Z\"/></svg>", "mask_w": 264, "mask_h": 264}, {"label": "crops", "instance_id": "obj_3", "mask_svg": "<svg viewBox=\"0 0 264 264\" xmlns=\"http://www.w3.org/2000/svg\"><path fill=\"white\" fill-rule=\"evenodd\" d=\"M120 101L124 102L121 98ZM79 108L80 115L76 112L74 117L76 140L106 139L105 123L115 114L95 102L79 104ZM246 177H243L242 184ZM254 243L251 229L243 220L229 214H218L200 225L194 237L193 249L200 264H248L253 255Z\"/></svg>", "mask_w": 264, "mask_h": 264}, {"label": "built area", "instance_id": "obj_4", "mask_svg": "<svg viewBox=\"0 0 264 264\" xmlns=\"http://www.w3.org/2000/svg\"><path fill=\"white\" fill-rule=\"evenodd\" d=\"M132 251H133L134 254H136L137 249L132 248Z\"/></svg>", "mask_w": 264, "mask_h": 264}]
</instances>
